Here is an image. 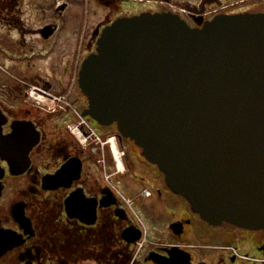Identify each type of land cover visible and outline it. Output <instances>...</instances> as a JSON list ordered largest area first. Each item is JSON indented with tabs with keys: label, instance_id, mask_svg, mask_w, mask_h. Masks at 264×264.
Listing matches in <instances>:
<instances>
[{
	"label": "flooded vegetation",
	"instance_id": "obj_1",
	"mask_svg": "<svg viewBox=\"0 0 264 264\" xmlns=\"http://www.w3.org/2000/svg\"><path fill=\"white\" fill-rule=\"evenodd\" d=\"M182 1L0 0V264H123L124 252V264H169L178 250L190 264H264V230L207 224L115 124L85 114L80 66L116 19L171 12L199 28L264 13V0ZM135 192L149 201L147 221L171 218L144 226L152 243L139 249L121 239L138 228L123 200Z\"/></svg>",
	"mask_w": 264,
	"mask_h": 264
},
{
	"label": "water",
	"instance_id": "obj_2",
	"mask_svg": "<svg viewBox=\"0 0 264 264\" xmlns=\"http://www.w3.org/2000/svg\"><path fill=\"white\" fill-rule=\"evenodd\" d=\"M77 82L85 114L115 124L201 220L264 230V13L199 28L171 12L116 19ZM140 238L122 230L128 246ZM178 251L173 264H190Z\"/></svg>",
	"mask_w": 264,
	"mask_h": 264
},
{
	"label": "rangeland",
	"instance_id": "obj_3",
	"mask_svg": "<svg viewBox=\"0 0 264 264\" xmlns=\"http://www.w3.org/2000/svg\"><path fill=\"white\" fill-rule=\"evenodd\" d=\"M182 0H173V4L177 5V4H182ZM146 9V5L142 4V3H137V11L138 13H140L141 11ZM76 21V25L78 26L79 23L81 22V19H75ZM1 65V64H0ZM116 157H119L116 154ZM129 195V194H128ZM136 195L137 192H135V194H130L129 196L134 198L133 201V205H132V211L141 219L140 221L142 222V224L149 230V231H158L160 230L162 227L164 228L165 223H167L171 218L170 215H167L166 213H164V215H162L161 219L159 221H156L155 223H150L149 221H147L145 219V215H143L145 212L146 207L149 206V201H144V200H140V199H136Z\"/></svg>",
	"mask_w": 264,
	"mask_h": 264
},
{
	"label": "built area",
	"instance_id": "obj_4",
	"mask_svg": "<svg viewBox=\"0 0 264 264\" xmlns=\"http://www.w3.org/2000/svg\"><path fill=\"white\" fill-rule=\"evenodd\" d=\"M140 196L141 197H146L147 196V192L146 191L141 192ZM123 200H124V203H125V206L127 207V209L132 211V199L125 198ZM141 228H142L143 236H142L141 240L135 244L137 249H139L143 244H151L152 243V242H150L149 240L146 239L145 233H144L145 231H144L142 225H141Z\"/></svg>",
	"mask_w": 264,
	"mask_h": 264
},
{
	"label": "bare ground",
	"instance_id": "obj_5",
	"mask_svg": "<svg viewBox=\"0 0 264 264\" xmlns=\"http://www.w3.org/2000/svg\"><path fill=\"white\" fill-rule=\"evenodd\" d=\"M115 157H116V153H115ZM119 157H116V159H118ZM118 170L121 172V165L120 164H118Z\"/></svg>",
	"mask_w": 264,
	"mask_h": 264
},
{
	"label": "trees",
	"instance_id": "obj_6",
	"mask_svg": "<svg viewBox=\"0 0 264 264\" xmlns=\"http://www.w3.org/2000/svg\"><path fill=\"white\" fill-rule=\"evenodd\" d=\"M124 245H125V244H124ZM125 246H126V245H125ZM126 255H127V254H126ZM126 255H125V252H124V253H123V257H124V258H123V260H122V261H123V264H124V262H125V256H126Z\"/></svg>",
	"mask_w": 264,
	"mask_h": 264
}]
</instances>
